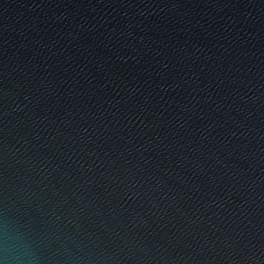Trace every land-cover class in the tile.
<instances>
[{"label": "water", "instance_id": "water-1", "mask_svg": "<svg viewBox=\"0 0 264 264\" xmlns=\"http://www.w3.org/2000/svg\"><path fill=\"white\" fill-rule=\"evenodd\" d=\"M0 264H264V0H0Z\"/></svg>", "mask_w": 264, "mask_h": 264}]
</instances>
